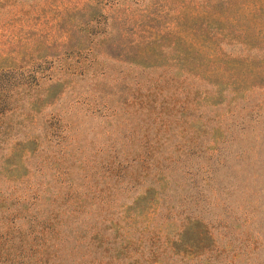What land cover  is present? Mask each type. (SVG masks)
I'll use <instances>...</instances> for the list:
<instances>
[{
    "label": "rangeland",
    "instance_id": "obj_1",
    "mask_svg": "<svg viewBox=\"0 0 264 264\" xmlns=\"http://www.w3.org/2000/svg\"><path fill=\"white\" fill-rule=\"evenodd\" d=\"M86 2L0 0V66L71 58L65 42L72 30L74 37L81 36L79 58L89 59V36L85 38L77 27ZM104 11L112 33L93 39L94 65L82 77L64 73L62 92L54 101L39 105L31 116L15 117L17 138L40 133V147L34 152L15 146L19 149L11 161L23 163L14 176L0 177L1 195L9 194L13 206L26 211L19 212L17 224L25 228L28 219L36 216L35 231L46 209H51L66 226L74 203L80 204V216L87 222L97 220L102 225L104 219L112 218L120 226L146 223L143 216L129 214L128 208L131 197L146 183L135 180L144 177H128L130 183H125L111 169L110 159L122 162L127 175L139 161L133 158L142 148L138 142L144 137L150 141L152 134L143 133L145 122L131 110L133 104L113 102V91L120 94L121 80L168 77L175 67L172 54L179 53L181 72L172 73L178 79L189 76L192 82L203 85L197 74L222 76L243 88L242 94L230 96L226 104L208 106L223 125L235 129V137L223 147H229L224 164L211 182L214 191L215 187L230 190L228 212L236 218L221 216L212 228L219 237L224 235L228 247L208 261L190 264H264V84L257 83L253 76L255 70L264 69V0H143L114 4ZM135 56H140L141 64L133 62ZM104 99L114 105V112L102 107L110 104ZM97 107L100 113H91ZM26 109L18 108L17 112ZM44 124H51L47 136L41 135ZM159 141L163 152L167 144L162 138ZM2 148L3 154L9 150L3 144ZM207 154V147L192 153L190 161L196 165L189 173L196 179L205 175L197 168L205 169ZM173 170L184 184L182 172ZM214 214L220 215V206ZM230 238L236 245L229 243ZM69 250L65 247L62 251L64 258ZM76 251L88 259L95 255L89 248ZM10 257L1 253L0 264L16 261Z\"/></svg>",
    "mask_w": 264,
    "mask_h": 264
},
{
    "label": "trees",
    "instance_id": "obj_2",
    "mask_svg": "<svg viewBox=\"0 0 264 264\" xmlns=\"http://www.w3.org/2000/svg\"><path fill=\"white\" fill-rule=\"evenodd\" d=\"M142 1L87 0L80 10L78 24L81 25L77 27L84 37L89 36L86 49L91 55L89 64L86 61L88 58H79L81 36L74 37L72 30L70 38L65 42L71 50V58L63 55L64 58L59 61L54 60L57 57H52L40 63L32 61L27 65L19 63L0 66V177L6 174L14 176L15 171L20 169L23 162L18 165L11 161V156L19 149L15 148L16 145L28 153L40 147V133L24 139L15 136V117L31 116L39 105H48L54 101L56 95L62 92L64 73L79 74L82 77L85 70L91 64L94 65L92 61L97 58L93 56V39L108 37L112 33L104 7ZM138 57L135 56L133 62L141 64ZM183 59L188 62V59ZM46 63V66L41 67ZM172 63L175 66L172 73L181 72L179 53L172 54ZM172 73L164 79L145 78L133 80V83L121 80L120 94L112 90L115 94L113 102L133 104L131 110L137 111L140 120L145 122L146 131L143 133L152 134L150 141H147V137L141 143L137 141L142 148L137 150L133 158L139 161H136L127 175L122 162L118 160L114 163L115 160L110 159L111 169L121 175L119 179H125V183H130L129 179L138 176L144 177V180H135L146 183L141 191L131 197L128 208L131 210L129 214L143 216L146 223L129 225L128 222L120 226L112 218L108 221L104 219L102 225L97 220L87 222L80 216V204L74 203L69 209L70 217L66 218V226L53 210L46 209L41 225L34 231L36 216L28 219L25 228L17 224L19 212L26 211L14 207L11 196H3L0 192V254L6 252L11 254L10 258L19 261L12 264H162L163 261L165 264H190L199 260L208 261L211 255L215 256V253L228 247L222 238L224 235L219 237L216 229L213 231L212 228L222 217L236 218L228 212L230 190L215 187L214 191L211 182L215 171H219L224 164L229 147H223L235 137V129L223 125L208 106L226 104L230 96L242 94L243 88L233 85L222 76L210 78L197 74L204 83L202 85L192 82L189 76L178 79ZM253 76L257 83L264 84V69L255 70ZM106 102L110 104L102 107L109 108L110 113L114 112V105ZM18 108L27 109L17 112ZM98 108L90 110L91 113H100ZM59 122L66 124L64 120L59 119ZM50 127L51 124H44L41 135L47 136ZM160 131L163 133L160 134ZM9 138L13 140L7 143ZM161 138L167 144L163 152L159 150ZM2 144L9 149L4 154ZM202 147H207L208 153L205 169H197L205 175L196 179V175L192 174L193 179L189 171L196 163L190 160L192 153L200 151ZM122 169L123 174L120 173ZM173 169L182 172L184 184L180 183L181 178ZM216 206H220L218 217L214 214ZM230 242L236 245L234 238H230ZM65 247H70V250L64 258L62 251ZM78 248L94 250L95 255L88 259L85 254L76 251ZM73 249L75 251L71 254Z\"/></svg>",
    "mask_w": 264,
    "mask_h": 264
}]
</instances>
